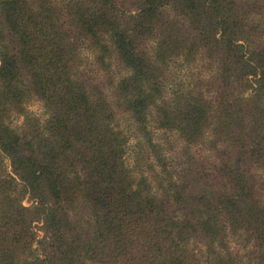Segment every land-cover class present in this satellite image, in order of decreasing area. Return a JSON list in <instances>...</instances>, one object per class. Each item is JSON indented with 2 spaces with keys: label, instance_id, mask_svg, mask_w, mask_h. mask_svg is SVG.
<instances>
[{
  "label": "trees",
  "instance_id": "trees-1",
  "mask_svg": "<svg viewBox=\"0 0 264 264\" xmlns=\"http://www.w3.org/2000/svg\"><path fill=\"white\" fill-rule=\"evenodd\" d=\"M199 58L215 60L208 79L170 83L171 61ZM116 108L154 164L136 150L126 162ZM150 110L180 132L176 161L156 149ZM257 188L264 0H0V264H264Z\"/></svg>",
  "mask_w": 264,
  "mask_h": 264
},
{
  "label": "rangeland",
  "instance_id": "rangeland-1",
  "mask_svg": "<svg viewBox=\"0 0 264 264\" xmlns=\"http://www.w3.org/2000/svg\"><path fill=\"white\" fill-rule=\"evenodd\" d=\"M84 53L87 54V51H85ZM84 57L86 56H83V58ZM209 63H212V66H209ZM214 64H215V60H209L207 58H203V59L199 58V62L197 60V62L195 63L192 62L189 65H186V64L180 65L177 59V60L170 62L169 68L171 70L168 73H166V76H167V79L170 81V83L173 80L180 79L179 73L182 74V76L184 77L190 74H194V75H198V77L201 79H208L212 70L214 72L216 71L215 70L216 65L214 66ZM87 69L88 70L90 69V65H87ZM89 74L95 75V71L94 73L91 71H88V75ZM240 89L241 87H235L234 94L238 93ZM167 97L169 98L170 101H171L170 98H172L171 102L174 105L177 104L178 98H175L176 100L175 101L173 100V97H171L170 94H168ZM27 107L29 108L30 112L33 114H36L39 116L40 115L44 116L45 114L44 104L36 96L27 102ZM117 109L119 108H116V110ZM117 116H118V122L122 125L124 131L130 137L127 152L125 154L126 162L130 165L134 163L135 150H136V151L145 152V155L143 158V163L145 167H147V165L150 164V162L154 164V161H156L155 158L152 157L154 153L150 152V151H153L152 147L149 146L146 137L142 134V132L138 128L137 123L134 121V119L130 115L125 114V112L122 111V109L118 110ZM151 116H152V111L150 110L148 125H149V128L153 130L154 132V142L157 145L156 149L157 150L160 149L165 158L173 159V160L175 159L176 161L177 159L180 158V155L182 151H184V147H185V144L183 143L180 137V132L177 130L172 131V132L169 131L168 129L165 130L164 127L158 126L156 122L154 121V117L151 118ZM24 119L25 117L23 115L14 116L13 123L20 125L24 122ZM141 143L144 144L142 148L139 145ZM190 149H191L190 151H195L197 152V154H200V155L203 154L204 156L211 157L212 159L214 158V153L212 152L213 150L210 149L208 146L206 147L204 144L192 145L190 146ZM233 151H236V149L234 147H231L230 152L232 153ZM7 165H9L8 161H7ZM175 165L176 164L173 163V166ZM148 174L150 177H152V172H149V170H148ZM215 182L218 183L220 186L231 188L230 187L231 183L228 180V177L226 175H221L217 173V176L215 177ZM257 191H258L257 199L262 204V206H264V188H257ZM23 201L26 205L31 204V198L28 195L24 197ZM41 224H42L41 222H37L34 228L39 236L43 235V229H42ZM251 243L253 244V241H251ZM233 245H234L233 246L234 248L239 246V244L236 242H233ZM203 264H206V263L204 262Z\"/></svg>",
  "mask_w": 264,
  "mask_h": 264
}]
</instances>
